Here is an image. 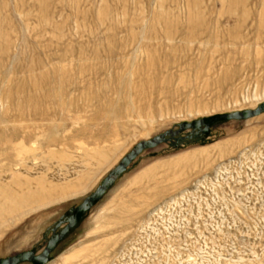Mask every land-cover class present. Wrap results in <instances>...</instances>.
<instances>
[{
	"label": "rangeland",
	"instance_id": "obj_1",
	"mask_svg": "<svg viewBox=\"0 0 264 264\" xmlns=\"http://www.w3.org/2000/svg\"><path fill=\"white\" fill-rule=\"evenodd\" d=\"M263 18L264 0H0V187L56 190L0 223V259L41 253L139 142L261 105ZM148 53L157 82L106 117L102 100ZM46 264H264V112L144 149Z\"/></svg>",
	"mask_w": 264,
	"mask_h": 264
},
{
	"label": "bare ground",
	"instance_id": "obj_2",
	"mask_svg": "<svg viewBox=\"0 0 264 264\" xmlns=\"http://www.w3.org/2000/svg\"><path fill=\"white\" fill-rule=\"evenodd\" d=\"M260 25H261V27L264 28V18L260 21ZM148 55H149V61L145 65H143V67L142 66H136V65L130 63V64H128L127 72L122 73L118 77L119 88H118V92H117L118 95L116 98H112V97L107 96L104 98V100H102L103 102L107 103L109 108H112L111 111H108L109 110L108 108L106 109V111L104 112V115L106 117L117 118L121 115V113H120L121 109H120V106L118 103L120 99L124 100V102L127 104L128 113H129V111L132 110V107L137 102L135 100L136 95L140 94L141 92L146 94V92L148 91V87H153L154 84L157 82V77L153 76V73H150L152 71V69H155V67H156V64H157L156 59L152 54L148 53ZM52 96L56 97L55 94H53ZM97 97H98V100H100L102 98L101 96L99 97V96L94 95L92 97V100H96ZM70 102L65 101V103L60 106V111L62 113H64L65 111L70 112L72 110V104H69ZM106 103H104V104H106ZM56 109L57 108H54V110H56ZM34 111L38 112L36 110V108L34 109ZM69 116H70V113H69ZM79 118H80L79 115L75 116L76 120H78ZM42 119L47 120L49 118L47 116H44ZM59 121H60V119H59ZM50 126L49 127L47 126L48 130L45 129L44 132L49 131L51 133L52 130H56V134H57L58 133L57 131L59 130V128H61V127L63 129L65 128L64 130H66V128H67V126L65 124H62V123H60L59 126L55 125V124L52 125V127H50ZM35 128H37V126ZM41 128H42V126L38 127V129H41ZM56 134H55L54 138H51L53 136V135L50 136L51 134L50 135H48V134L43 135L44 142H43V140H41L38 143V148L35 146L34 147L37 149H42L44 147L43 145H47L48 148H50V149H52L51 147L54 148V146L57 145V139H58V135H59V134H57V136H56ZM24 141L25 140H22V142H21L22 145H23ZM25 147L20 146L19 148H21V149H19V151H21V152L22 151L23 152L29 151L28 148H25ZM98 155L100 156V159L103 162H106L110 159V155L107 153L100 152ZM199 155H206V153H204V154L203 153L192 154L190 156L188 155V156L184 157L183 160H186L188 162L192 158H196ZM33 158L36 159V157H33ZM23 161H24V159H23ZM29 186H30V184H27L24 186H22L20 184V189L16 190V191H13V190L8 189V188L0 187V223L14 218L19 213H21L25 208H27L33 204H35V205L39 204L40 205V204H44L46 202L49 203V200L52 197H55V195H56V190L47 189L42 184V182L39 183V187L37 190H34ZM149 221L147 223H149ZM98 250H99V248H95V249H92L91 252L96 253Z\"/></svg>",
	"mask_w": 264,
	"mask_h": 264
},
{
	"label": "water",
	"instance_id": "obj_3",
	"mask_svg": "<svg viewBox=\"0 0 264 264\" xmlns=\"http://www.w3.org/2000/svg\"><path fill=\"white\" fill-rule=\"evenodd\" d=\"M264 112V102L254 109H243L230 113H217L201 119L186 121L179 124V129H170L160 135L155 136L152 139H147L139 142L133 150H131L121 162L110 171L105 177L97 189L91 193L81 204L72 208L66 214V220H62L58 225H62V222H66V225L60 232H56L49 239L47 246L41 253H37L35 250L24 251L14 256L0 259V264H18L24 261H31L33 264H46L49 261L50 253L56 248L57 243L79 222L82 221L85 214L103 197L104 193L114 184L115 180L124 173L131 162L147 148H153L160 143L166 141L170 137H176L182 130L192 129L196 133H203L209 135L211 127L221 121H227L230 119H246L256 116Z\"/></svg>",
	"mask_w": 264,
	"mask_h": 264
}]
</instances>
